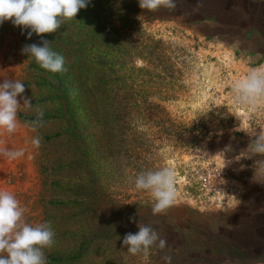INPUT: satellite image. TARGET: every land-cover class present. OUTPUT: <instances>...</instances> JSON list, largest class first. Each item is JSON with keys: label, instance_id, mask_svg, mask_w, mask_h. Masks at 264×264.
I'll use <instances>...</instances> for the list:
<instances>
[{"label": "rangeland", "instance_id": "374dc122", "mask_svg": "<svg viewBox=\"0 0 264 264\" xmlns=\"http://www.w3.org/2000/svg\"><path fill=\"white\" fill-rule=\"evenodd\" d=\"M110 2L99 24H138L160 42L169 65L163 72L161 58L145 77L153 96L139 98L132 113L141 150L133 155L112 145L134 101L122 89L113 101L112 83L95 98L72 34L80 24L28 38L7 20L0 24V83L19 80L25 91L17 96L20 127L0 132V146L24 155L0 156V189L19 200L27 223H51L47 264H164L165 255L171 264H264V175L252 166L260 157L247 158L251 138L238 131L264 129V99L240 103L232 91L236 80L264 69V0H175V9L155 12L138 0ZM42 39L64 57V71H46L21 52ZM133 64L146 68L140 59ZM62 78L70 80L71 94L62 90ZM24 98L32 109L24 110ZM37 109L44 124L33 132L27 124ZM36 135L38 149L31 144ZM163 167L174 171L176 196L165 213L153 215L154 201L136 189L135 178ZM206 172L219 173L221 185L203 187ZM138 225L153 227L166 247L129 254L122 240Z\"/></svg>", "mask_w": 264, "mask_h": 264}, {"label": "clouds", "instance_id": "9594fccd", "mask_svg": "<svg viewBox=\"0 0 264 264\" xmlns=\"http://www.w3.org/2000/svg\"><path fill=\"white\" fill-rule=\"evenodd\" d=\"M90 0H0V24L10 20L21 31L27 30V37L35 33L37 36L56 32L66 20H72L80 9L86 8ZM143 10L158 11L160 8L175 9V0H138ZM21 52L34 58L35 62L46 71H64V57L49 47V41L42 39L41 44L25 45ZM24 84L19 80L4 79L0 83V132L12 134L20 127L17 112L21 103L17 96L24 93ZM232 91L240 103H252L264 99V69H253L242 79L232 84ZM24 110L32 109L30 98L23 99ZM43 112L36 110V119L28 122L33 132L42 127ZM250 138L247 146L248 156L254 159L253 168L264 175V129L248 127L238 129ZM39 135L31 139L34 148L41 146ZM227 147V146H226ZM24 155V149L10 150L0 146V156L8 160H16ZM239 160V159H237ZM243 167V165H241ZM137 190L148 191L154 201L152 214H163L172 206L175 196V174L173 169L163 167L156 171H146L135 178ZM26 209L21 206L13 193L0 189V264H47L44 249L54 243L55 232L50 222L29 224L25 221ZM167 240L151 226L138 225L136 233H126L122 247H126L131 255H137L156 246L163 250ZM164 264H171V256L162 257Z\"/></svg>", "mask_w": 264, "mask_h": 264}, {"label": "trees", "instance_id": "16d2710c", "mask_svg": "<svg viewBox=\"0 0 264 264\" xmlns=\"http://www.w3.org/2000/svg\"><path fill=\"white\" fill-rule=\"evenodd\" d=\"M109 3H111L110 0H90L86 8H90L91 11L88 12H92L93 17L90 18L89 15H86L87 9H80L74 19L66 20L64 24H80L72 34L77 40L79 67L85 74L86 81H90L89 86L93 89L92 93L95 94V98L102 95L104 88L112 83L118 88L110 90L113 94V101L121 89L129 95L130 103L134 101V104L126 109L127 113L125 112L124 117L127 118V128L117 136L120 141L116 139V134H112L113 139L111 140L112 145L123 146L126 152L129 151L134 155L136 151L141 150L139 146L141 132L134 125L135 118H132V113L134 112L135 117L139 98L147 100L153 96L154 86L150 78L157 69L159 60L162 58L161 69L163 72L168 71L169 65L166 64L167 58L164 52L158 46L160 42L145 34L138 24H109L108 22L99 24L97 15L101 10L106 9V5L108 9ZM84 24L89 26L85 28L82 26ZM65 32H70V28L66 27ZM135 59L142 60L146 64V68L135 67L133 64ZM141 70L146 72L142 74ZM147 75L150 78L146 79ZM61 80L62 90L64 89L66 95L67 93L71 94L70 80L67 81L63 78ZM83 113L81 110L82 117H85L86 115ZM116 124L113 123V129ZM68 164L71 165V162Z\"/></svg>", "mask_w": 264, "mask_h": 264}, {"label": "built area", "instance_id": "2783aa9c", "mask_svg": "<svg viewBox=\"0 0 264 264\" xmlns=\"http://www.w3.org/2000/svg\"><path fill=\"white\" fill-rule=\"evenodd\" d=\"M214 180L221 185V181L219 180V173L206 172L201 177L200 183L203 187L208 188L212 185V182H214Z\"/></svg>", "mask_w": 264, "mask_h": 264}]
</instances>
